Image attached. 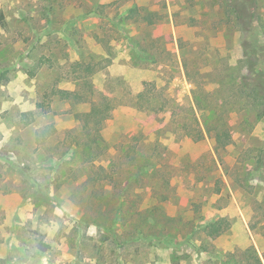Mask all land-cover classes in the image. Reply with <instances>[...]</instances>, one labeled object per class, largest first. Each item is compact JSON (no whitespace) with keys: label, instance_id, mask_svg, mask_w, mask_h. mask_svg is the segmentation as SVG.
Segmentation results:
<instances>
[{"label":"rangeland","instance_id":"1","mask_svg":"<svg viewBox=\"0 0 264 264\" xmlns=\"http://www.w3.org/2000/svg\"><path fill=\"white\" fill-rule=\"evenodd\" d=\"M224 2L0 0V264H264V105L225 110L217 153L193 94L264 64V0L251 32Z\"/></svg>","mask_w":264,"mask_h":264},{"label":"trees","instance_id":"2","mask_svg":"<svg viewBox=\"0 0 264 264\" xmlns=\"http://www.w3.org/2000/svg\"><path fill=\"white\" fill-rule=\"evenodd\" d=\"M225 2V8L227 13L229 14V18L233 17L234 23L241 27L244 31H252L250 26L253 18H254V12L257 9L258 6V0H224ZM140 16L142 21H145L147 24H153L155 20L152 19V15L154 12L145 11L144 14H141ZM6 25L4 12L0 8V26L4 27ZM257 33V32H256ZM258 34V33H257ZM243 41H246L243 40ZM258 49H261L259 47ZM257 53V49L255 50ZM250 61V70L251 73H253L251 80L249 82H245V79L247 76H243L242 80L239 81H233L232 83H229L227 85V88L224 89L222 86V89L218 90L221 91V94L223 96L220 97L219 101L221 102H215L210 99V96L215 95L216 92H198L197 90H193L194 99L199 109H201L203 112L205 111L207 115L203 117L204 125L206 128V131L208 135L212 138L214 142L215 151L217 153H220L222 149H225L226 146L231 142L232 140V134L229 128V123L225 119L224 114L226 109H229L232 106H236L238 104V101L242 99L243 95L253 98V100L258 104L264 105V64H261V61L256 58H252ZM185 68L187 71V75L190 76V73L188 71L187 64L185 63ZM246 88V89H244ZM245 90L247 92H245ZM91 93H93L94 90L91 89ZM226 91V92H224ZM59 92L63 96L72 95V93L76 96H79L75 92H71L70 90H64L60 89ZM202 93V94H201ZM145 92H140L137 96L139 98L144 99L145 98ZM107 96H100V99L98 101L92 100L91 101V108L87 112H82L81 117L84 118V123L87 126H90L92 123L95 124L98 130L102 127L105 120L110 117L111 115V109L113 106L109 103V98H106ZM152 98H154L152 96ZM151 98V99H152ZM147 97V104H154V101L152 99ZM151 107V106H147ZM154 107V106H153ZM147 109V108H146ZM26 114V113H25ZM22 114V115H25ZM31 114H34L31 112ZM29 115V112H27V116ZM33 119V118H32ZM32 119H27V123L31 122ZM196 124H193L194 131H197V138L196 140L201 138L202 130L199 127L197 121L195 120ZM54 127L52 124H47L43 126L38 132H37V143H43L49 134L53 133ZM100 133V132H99ZM200 133V134H199ZM90 145V144H88ZM87 145V146H88ZM149 168L153 167L152 163L148 164H138L137 167L140 168V170L136 173V176L141 173L142 166H145ZM165 197V196H164ZM210 229L214 232H218L220 224L218 222H210L209 223ZM47 246H44L43 249H46ZM258 259V258H257Z\"/></svg>","mask_w":264,"mask_h":264}]
</instances>
